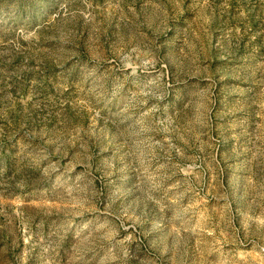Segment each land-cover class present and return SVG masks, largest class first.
Segmentation results:
<instances>
[{
    "label": "rangeland",
    "instance_id": "rangeland-1",
    "mask_svg": "<svg viewBox=\"0 0 264 264\" xmlns=\"http://www.w3.org/2000/svg\"><path fill=\"white\" fill-rule=\"evenodd\" d=\"M0 264H264V0H0Z\"/></svg>",
    "mask_w": 264,
    "mask_h": 264
}]
</instances>
